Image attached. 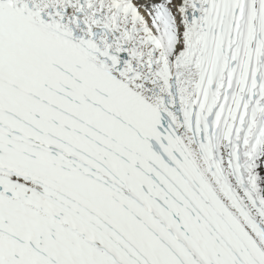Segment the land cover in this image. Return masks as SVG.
I'll list each match as a JSON object with an SVG mask.
<instances>
[{"label":"snow or ice","instance_id":"6c2138e0","mask_svg":"<svg viewBox=\"0 0 264 264\" xmlns=\"http://www.w3.org/2000/svg\"><path fill=\"white\" fill-rule=\"evenodd\" d=\"M0 264H264V0H0Z\"/></svg>","mask_w":264,"mask_h":264}]
</instances>
